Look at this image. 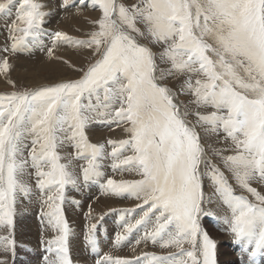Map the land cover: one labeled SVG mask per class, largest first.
<instances>
[{"label": "snow or ice", "instance_id": "1", "mask_svg": "<svg viewBox=\"0 0 264 264\" xmlns=\"http://www.w3.org/2000/svg\"><path fill=\"white\" fill-rule=\"evenodd\" d=\"M12 3H0V12ZM70 5L74 0H61L59 7ZM46 7L36 0L19 3L11 43L0 49V73L10 71L9 54L29 48V37L31 44L43 43L52 15ZM94 8L101 16L88 39L56 31L48 48L51 56L65 42L99 57L79 79L0 95V253L15 252L16 217L21 198L32 195L34 177L43 197L41 220L54 233L41 240L44 264H75L63 205L66 189H78L81 180L98 183L106 195L142 201L138 218L122 215L117 246L142 226L137 245L177 250L134 259L105 254L95 264H219L217 243L202 226V218L210 217L222 220L249 264H257L264 257V193L252 185L264 186V0H94ZM169 77H183L180 94L211 109L197 112V120L230 142L216 155L240 194L206 156L200 134L185 120L188 113L174 102ZM95 122L127 125L128 138L92 143L88 129ZM67 148L72 151L62 154ZM109 159L113 171L141 179L105 180ZM206 180L217 199L205 197ZM212 204L226 214L211 210ZM97 228L87 226L86 243L98 253ZM0 264L7 260L0 257Z\"/></svg>", "mask_w": 264, "mask_h": 264}, {"label": "bare ground", "instance_id": "2", "mask_svg": "<svg viewBox=\"0 0 264 264\" xmlns=\"http://www.w3.org/2000/svg\"><path fill=\"white\" fill-rule=\"evenodd\" d=\"M40 1L47 6L44 10L51 12L50 9L52 7V2L54 0H40ZM56 1L61 3V0H56ZM68 9H70V8H68ZM72 10H73V8L71 9V11ZM75 10L80 11V7L77 9L75 8ZM16 11H17L16 6L15 5L11 6V8L9 10H6L2 14H0V22H3L5 24L11 23V22L13 23V21L15 20ZM65 11H66L65 13H60L58 15V17H56L58 19L59 16L62 15L58 19V21L54 22L53 20L54 19L56 20V18L52 17V16L50 18H48L47 20H50V22L54 23L53 26L57 25V27H58V25L66 24L67 21H69V19H66V18H68V16H71V15L77 13V12L68 13L69 10H65ZM11 24H8L7 28H9V25H11ZM1 32H0V49L4 48L7 45H10V43H11L10 39L9 38L7 39V37H6L7 35L5 34L6 36H4L1 34ZM60 45H61V43L58 42L56 47L53 48V50H58L62 53L65 51H68V48L67 49L61 48ZM51 47H53V43H52ZM45 50H48V49L45 47ZM47 53L48 52H45L46 56L44 58H42L40 56H36V55H35L36 57H30L29 58V57H27L23 54H20V53L19 54H9L8 59H9L10 65H11L10 71L7 74L0 73V87L1 86L4 87V85H5L4 82H5V80H7V77L10 74L11 75H14V74L20 75V73L22 74L23 71H26L25 73L28 74L29 77L30 76L32 77V76L36 75L35 73L39 74L42 71H45L48 68V66H50L49 65L50 64V62H49L50 57H49V54H47ZM15 68H16V70H14ZM57 79H59V78H57ZM54 80H52V81H54ZM55 82L49 83L48 80L41 75V76L36 77V80L32 81L30 85L32 87H39L41 85H49V84H53ZM173 94L175 96V99H177V96L174 93V91H173ZM186 121L189 125H191V123L187 119H186ZM107 128L109 129V127H107ZM107 128H103V127H96L94 129L91 128L92 129L91 131L93 132L91 134L94 138H96L98 136L100 137L104 132H106ZM197 132H199V131H197ZM104 137H106V136H104ZM203 139L205 140V138H202V140ZM202 140H201V142H202ZM205 146H203V147H205ZM64 151H65V149H63L62 154H64ZM71 151H72V149H70V152ZM75 163L78 165L79 161H76ZM104 164H105V167H104L103 171L106 169V171H104L105 172V180L107 178L114 179V177H113L114 174L111 177H109L110 174H108V172L112 171V168L110 167L111 160L109 159V160L104 161ZM76 170H77V172H79L78 169H76ZM115 174H119V172H115ZM125 176H127V175H125ZM119 178L120 179L123 178L122 174L120 175ZM117 180H118V178L116 179V181ZM30 182L32 183V189H33L32 195H31L30 199H25L23 197L21 198V204L19 206L20 210H19L17 217H16V227H15L14 233H13V239L15 240V252L14 253H16L17 245H21L22 250L25 248V249H27L28 253L30 252L29 258L25 259L26 264H32V261L34 260L35 255H36V251H38L40 253L41 252L40 249H44L42 244H41L42 237L46 239V238L54 236V233L50 229H47L45 223L42 222V220H41L43 197L39 195L38 190L35 187L34 178H31ZM234 186H236V185H234ZM69 189L70 190L66 192V197H68L69 199L65 200L63 207L65 210L69 225L72 229V236L70 237V250H71V255H72V258L74 261L76 259H80L81 261L88 262V260L91 261L94 259L90 255L98 256V253L92 252L90 247L87 245L86 234H87V226L90 223H94L95 221L98 220L99 215L97 213V209L99 207L102 208V204H105L112 211H114L113 209H116V208H117V210L114 212V214L112 213V211L108 215L106 214V217L103 220L104 227L99 226L97 228L96 236H97V240H98V244H99V251H98L99 254H110L114 258L115 257L134 258L137 256L139 250L146 247V246H149L148 248L151 247L150 249L155 248V249H152L153 251H156V252H164L165 251L167 254L176 250L175 248H161L159 246V244L152 245L149 242L147 244L140 243L138 245L135 243V249H133L131 252H128L132 240L134 238H135V240L139 239V237L136 236V231L139 228L134 230L133 233H131L126 240H124L119 246H117L115 244V236L118 232L122 231L121 225L124 222V220L122 219V215L125 213H128L129 215L125 216L124 219H135V218H138V214L140 213L141 210L133 211L132 207L130 206L131 204H133V202L124 205V203L121 204L120 201L116 200L115 196L104 194L100 185L96 182H92V183L86 185L81 180L80 187L78 189L73 188L72 186ZM261 192H262V190H261ZM69 195L71 197H69ZM84 195L88 196L85 198V199H87V201H85L83 199ZM205 197L206 198L212 197V193L207 188V186H205ZM212 199L215 200L217 198L214 197ZM92 200H94L95 202H92ZM77 201L79 203H76ZM89 203H91V205H89ZM124 206L127 208H123ZM208 207L211 210L218 212L219 215H221V216L226 214V212L222 208L218 207L217 204L208 205ZM89 213L91 214V217H94L96 219L90 220L88 218ZM211 222L214 223L216 226H218L221 231H223L224 233L227 234V240H226V238H223V236H221L217 231H215L213 229V227L211 228L210 224H209L210 226L207 224H204V226H203V228L209 232L211 238L214 239L217 243L218 256L220 255L218 257V260H219V258L221 259L220 264H225V262H223L224 258L226 260H231L233 258L232 253L234 254L238 263L241 264L242 262H246L247 264H249V258H248L247 253L243 252L241 249V246L234 242L233 236L230 233L228 226L225 225L222 220H217L214 218H211ZM226 244H228L229 248L227 247ZM223 245H225V247ZM150 253H154V252H150ZM1 254L3 256L2 258L7 260V264H13L12 259L14 257V254L12 252H11V254L9 253L7 255H5L6 253H1ZM23 254H24V256H26L25 253H23ZM44 254H45V252L41 253L38 256V258L40 259ZM156 255L161 257V254H159V253H156ZM83 258H85V260ZM38 264H43L42 259L39 260ZM91 264H94V261ZM257 264H264V257H258L257 258Z\"/></svg>", "mask_w": 264, "mask_h": 264}, {"label": "rangeland", "instance_id": "3", "mask_svg": "<svg viewBox=\"0 0 264 264\" xmlns=\"http://www.w3.org/2000/svg\"><path fill=\"white\" fill-rule=\"evenodd\" d=\"M20 2H22V0H13V3L9 6V9L11 8V6L15 5L16 6V10H17ZM36 2L42 3L40 0H38V1L36 0ZM118 2L135 3L136 0H118ZM0 3H6V0H0ZM85 4H87L86 7L84 6ZM59 5H60V2H58L56 0H54L52 2V7L50 9L51 13H52V15H51L52 17L56 18V17H58V15L60 13H65L66 12L65 9L60 8ZM79 7H80V11H76L75 8L77 9ZM69 8L70 9H67V10H69L68 13H73V12H77V13H75V14H73L71 16H68V18H66V19H69V21H67L66 24L58 25V27H57V25L53 26L54 23L50 22V20H46V23H45L44 29H43L44 34L40 36V40L43 43L42 44H31V37H29L28 38L29 41H30L29 48L27 50H25L24 52L20 53V54H23V55H25V56H27L29 58L30 57H36V56H40V57L44 58L46 56L45 52H48V50H45V47L48 49V48H50L52 46L53 42H52V39H51V34L56 32V31H60V32L66 33L67 36L70 37L72 40H85V39L89 38V36H90V34L92 32L97 30V26H96L95 22L101 16V12L98 10V8H94V0H74V6L70 5ZM72 8H73V10L71 11ZM2 13L3 12H0V14H2ZM61 16H59V18ZM58 19L56 18V20L54 19L53 21L56 22V21H58ZM11 23H6L5 24L3 22H0V32L2 31L1 34L4 35V36L7 35L6 36L7 39L9 38L8 36H9L10 27L12 26ZM8 24H11V25H9V28H7ZM140 42L141 43H145V44L148 43L147 41H144V40H141ZM60 43H61V45H60L61 48H66V49L68 48V51H65V52L62 53V52H60L58 50H53L52 51V55L49 56L50 57V59H49V62H50L49 65L50 66H48V68L45 71H42L39 74L35 73L36 75L32 76V77L31 76L29 77L28 74L25 73L26 71H23L22 74L20 73V75L19 74H14V75L10 74V75H8L7 80H5V82H4L5 83L4 87H2V86L0 87V95L10 94L12 92L24 91L25 89L36 88V87H32L30 84H31L32 81L36 80V77L41 76V75L43 77H45L48 80L49 83L55 82V81L59 82V81H74V80H77L82 75V70L87 69V67L91 63L95 62V59L99 58V57H94L92 55L90 49L79 48V47H76L74 44H70V43H65V42H60ZM154 51L158 52L159 49H154ZM17 54H19V53H17ZM161 67H167V65H161ZM14 70H16V68ZM57 78H59V79H57ZM9 80L14 82V86H13V84H10L8 82ZM52 80H54V81H52ZM182 82H183V77H169L168 81H166L167 86L170 89H172L176 93L177 97L179 98V99L177 98L178 102H176V101H174V102L179 106L180 111L182 113H184L185 111L188 113V115L185 117V120L187 119L191 123V126L195 127V129L197 131H199L198 133L201 136L200 137L201 140H202V138H205V140L203 139L201 143H203L202 146H205L207 144L205 146L206 148L204 147L205 150H206L205 151L206 156L207 157L209 156L208 158L211 159L213 162L215 161L214 163H216V164L219 163L218 164L219 166L221 165L220 166V168H222L221 170L222 171H226L225 174H226V177L228 178V181L230 182L231 185H233V187H234L235 191L237 192V194H239L240 193V189L237 187L236 181L232 177L231 173L227 172V170H225L223 168V164L221 163L220 158L216 155V152L223 151L226 148H230V142H227V141L223 140V134H221V136L218 137L215 133H212L210 131L208 126L203 125V124L198 122L196 113L199 112L201 114H207L208 112L211 111V109L197 108L196 105L191 103L192 97L190 95L180 94L179 90H180V85H181ZM96 127H103V128L109 127V129L107 128L106 132H104L100 137L98 136V137L94 138L92 136V134H91V133H93L91 130L96 128ZM125 127H127V125L116 126L115 124L109 125V124L102 123V122H95V123H93V124H91L89 126L88 136H89V139H90V141L92 143H100V142L104 143V142H106L109 139L117 140V141L121 140V139H127L128 136H127V134L124 131ZM104 136H106V137H104ZM67 149H65L64 153L70 152L71 148H67ZM224 154L228 155V154H233V153L228 151V152H224ZM80 163H82V162L79 161V164ZM77 169L79 170V167H77ZM104 171H106V169ZM115 172H119V174H115ZM108 174H110L109 177L113 176V174H114L113 177H114L115 180L118 178L117 181H134V180L141 179V177L138 174H136L135 172H127V171L120 172V171H113L112 170V171L108 172ZM121 174H122L123 178L120 179L119 177H120ZM125 175H127V176H125ZM234 185H236V186H234ZM205 186H207V188L212 193V198H214L215 196L213 195V188H212L211 183L206 180L205 181ZM252 186L256 187L258 189V191L262 190V193H264V186H261V185L259 186L258 184L256 185V183H253ZM69 188H71V186H69L66 189V192L70 190ZM38 193H39L40 196H42L39 191H38ZM245 195H247V194H245ZM69 197H71V196L69 195ZM86 197H88V196L84 195V197H83V199L85 201H87V199H85ZM248 197H249L250 200L253 199L250 196H248ZM66 199H69V198L66 197ZM115 199L120 201L121 204L124 203V205L133 202V204L130 205L132 207V210L133 211L140 210L137 207V205L141 204L142 201L137 200L134 197H130V196H127V195L121 196V197H116L115 196ZM92 202H95V201L92 200ZM89 205H91V203H89ZM123 208H127V207L124 206ZM113 210L114 211L109 209L105 204H102V208L99 207L97 209V213L99 215L98 216L99 218L94 223H97L98 227L99 226L100 227H104L103 220L105 219L106 214L108 215L109 213H111V211L114 214V212L117 210V208L113 209ZM101 217L103 219L100 220ZM204 224H207V225L210 224L211 226L210 225L209 226L211 228L213 227V229L215 231H217L221 236H223V238H226V240H227V234L224 233L223 231H221L218 226H216L214 223L211 222V217L210 218H202V226H204ZM143 235H144V230H143V227L141 226L136 231V236L139 237V239H140ZM135 243H136V240L134 238L132 240V242H131V245H130V248H129L128 252H131L133 249H135ZM141 243H143V242H141ZM226 245L229 248L228 244H226ZM223 246L225 247V245H223ZM148 247L149 246H146V247L140 249L138 254H137V256H142L143 253L154 252V254L159 253V254H161V257H164V256H168L170 254H174V253L177 252V250H175V251H172L171 253L167 254L165 251L164 252H156V251L152 250V249H155V248L150 249L151 247L150 248H148ZM185 247H187V245ZM16 248H17L16 249V253H14V257L12 259L13 264H26L25 263V259L29 258V253L30 252L28 253L27 249H25V248L22 250V246L21 245H17ZM9 253L11 254V252H8L5 255H7ZM23 253H25L26 256H24ZM217 255H218V251H217ZM232 256H233V258L231 260H226L224 258L223 262H225V264H240V263L237 262V260H236V258H235L233 253H232ZM0 257H3L1 253H0ZM134 258H128V259H134ZM218 262L220 264V262H221L220 258H219ZM89 263H90L89 260H88V262L81 261L80 259H76L75 260V264H89ZM241 264H247V263L246 262H242Z\"/></svg>", "mask_w": 264, "mask_h": 264}]
</instances>
